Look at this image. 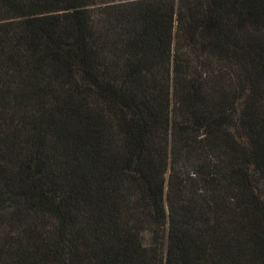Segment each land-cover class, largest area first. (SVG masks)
<instances>
[{
    "label": "trees",
    "instance_id": "1",
    "mask_svg": "<svg viewBox=\"0 0 264 264\" xmlns=\"http://www.w3.org/2000/svg\"><path fill=\"white\" fill-rule=\"evenodd\" d=\"M0 264H264V0H0Z\"/></svg>",
    "mask_w": 264,
    "mask_h": 264
}]
</instances>
